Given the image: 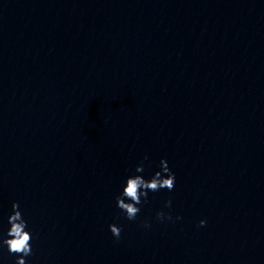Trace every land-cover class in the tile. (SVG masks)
I'll return each mask as SVG.
<instances>
[{
    "label": "water",
    "instance_id": "obj_1",
    "mask_svg": "<svg viewBox=\"0 0 264 264\" xmlns=\"http://www.w3.org/2000/svg\"><path fill=\"white\" fill-rule=\"evenodd\" d=\"M145 156L175 190L128 221L115 197ZM13 202L28 264H264L263 200L115 0H0V231Z\"/></svg>",
    "mask_w": 264,
    "mask_h": 264
},
{
    "label": "clouds",
    "instance_id": "obj_2",
    "mask_svg": "<svg viewBox=\"0 0 264 264\" xmlns=\"http://www.w3.org/2000/svg\"><path fill=\"white\" fill-rule=\"evenodd\" d=\"M144 160L129 171L121 181L120 190L115 197V206L119 210V215L128 221H135L145 204L149 202L150 193L161 191L173 192L176 186V174L167 163L166 159L159 161V170L153 174L145 172ZM172 201L164 202L165 208H171ZM156 219L161 222H175L181 217H173L164 211L156 213ZM206 220L201 219L198 227H204ZM144 228L151 227L150 223L144 222ZM108 230L112 236L119 240L123 230L118 222L108 225ZM37 239L29 218L22 212L20 204L13 202L11 212L7 216V223L4 230L0 231V251L6 250L9 256H14V264H28V259L33 255V241Z\"/></svg>",
    "mask_w": 264,
    "mask_h": 264
}]
</instances>
